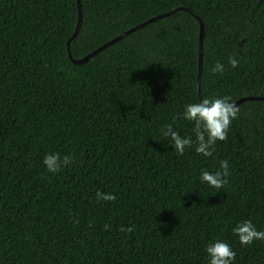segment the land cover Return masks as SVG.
<instances>
[{
  "label": "trees",
  "instance_id": "trees-1",
  "mask_svg": "<svg viewBox=\"0 0 264 264\" xmlns=\"http://www.w3.org/2000/svg\"><path fill=\"white\" fill-rule=\"evenodd\" d=\"M181 7L204 23L202 99L264 97V0H81L72 55ZM78 20L77 0H0V264H210L216 241L264 264V241L233 233L264 230V100L239 107L212 156L178 154L161 129L195 141L199 21L178 10L76 65ZM52 153L75 162L53 174ZM225 160L223 188L202 182Z\"/></svg>",
  "mask_w": 264,
  "mask_h": 264
},
{
  "label": "clouds",
  "instance_id": "clouds-1",
  "mask_svg": "<svg viewBox=\"0 0 264 264\" xmlns=\"http://www.w3.org/2000/svg\"><path fill=\"white\" fill-rule=\"evenodd\" d=\"M229 65L233 68L239 66V60L230 57ZM224 65L219 61L215 62L211 69L213 74L223 73ZM239 107H237L230 96L208 99L204 98L199 103H191L185 106L183 119L194 122L193 132L195 141L191 136L182 137L173 127L167 124L161 129L163 136L169 137L178 154H183L186 148L195 145V151L205 157L213 155L214 145L217 141H226L228 129L233 119L237 118ZM74 157L65 155L61 158L60 154H46L43 160L48 172L53 174L62 171L64 166L74 163ZM228 162L220 161V170L215 173L203 171L201 174L202 182H206L209 186L220 189L227 183ZM97 200L115 201L114 194H105L97 191ZM78 223V221H76ZM109 225L105 224L104 229H109ZM120 231L132 232L133 226L121 228ZM233 233L239 238L242 245H252L254 241H264V230H257L251 220H244L233 228ZM206 252L210 257V264H233L236 253L231 249L230 245L224 242L216 241L206 248Z\"/></svg>",
  "mask_w": 264,
  "mask_h": 264
},
{
  "label": "water",
  "instance_id": "water-1",
  "mask_svg": "<svg viewBox=\"0 0 264 264\" xmlns=\"http://www.w3.org/2000/svg\"><path fill=\"white\" fill-rule=\"evenodd\" d=\"M78 1V11H79V20H78V25L77 28L73 34V36L70 38V40L67 43V47H68V55L69 58L71 59V61L76 64V65H82V64H87L94 56H96L97 54L101 53L102 51L106 50L107 48H109L110 46L114 45L115 43L119 42L120 40L124 39L125 37H127L128 35L138 31L139 29L154 23L158 20L164 19L166 17H169L170 15L174 14L176 11L180 10V11H186L189 12L190 14H192L200 23V42H199V56H200V62H199V77H198V82H199V99L200 101L202 100V95H201V76H202V70H203V48H204V35H205V30H204V23L203 21L190 9L185 8V7H181L178 8L174 11L156 16L154 18H151L150 20L139 24L137 26H134L132 28H130L129 30L123 32L122 34H120L119 36L113 38L112 40L106 42L105 44H103L102 46H100L99 48L95 49L94 51H92L91 53H89L88 55L76 59L73 57L72 52H71V42L77 37L81 26H82V21H83V13H82V8H81V0H77ZM260 100H264V97H256V96H249V97H243L239 100H237L236 102H234V104L237 107H240L243 103L245 102H249V101H260Z\"/></svg>",
  "mask_w": 264,
  "mask_h": 264
}]
</instances>
